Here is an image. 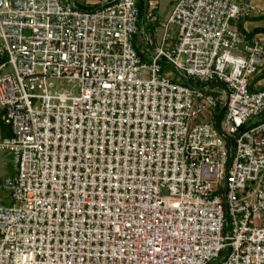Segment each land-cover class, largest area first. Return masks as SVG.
Listing matches in <instances>:
<instances>
[{
	"label": "built area",
	"instance_id": "2783aa9c",
	"mask_svg": "<svg viewBox=\"0 0 264 264\" xmlns=\"http://www.w3.org/2000/svg\"><path fill=\"white\" fill-rule=\"evenodd\" d=\"M256 12L176 0L153 47L136 0H0V264H264Z\"/></svg>",
	"mask_w": 264,
	"mask_h": 264
},
{
	"label": "crops",
	"instance_id": "0c3cea01",
	"mask_svg": "<svg viewBox=\"0 0 264 264\" xmlns=\"http://www.w3.org/2000/svg\"><path fill=\"white\" fill-rule=\"evenodd\" d=\"M107 1L108 0H74L76 4L83 6H93L99 4L103 5ZM146 1H147V12L144 17L143 23L140 24L141 32L143 34L152 36L153 47H154L161 43L163 29L160 27L159 22L163 21L164 19H160L159 12L155 10L156 5L153 2H150V0H146ZM175 1L176 0L170 2L168 10L164 12L165 17L171 12ZM237 1L251 4L257 9L256 13L236 23L238 30L244 34L246 33L249 34L253 30L259 29L260 32L255 34V36L259 38V40L262 43H264V0H237ZM160 29H162V31L159 33ZM170 30L174 32L175 28H171ZM134 46L142 57L146 56L143 50V43L141 42V36L135 37ZM0 197H3L1 193H0Z\"/></svg>",
	"mask_w": 264,
	"mask_h": 264
},
{
	"label": "trees",
	"instance_id": "16d2710c",
	"mask_svg": "<svg viewBox=\"0 0 264 264\" xmlns=\"http://www.w3.org/2000/svg\"><path fill=\"white\" fill-rule=\"evenodd\" d=\"M111 1L112 0H108L107 3L111 2ZM136 1H137V8H138V11H139V23L142 24L143 21H144V17L146 15V12H147V1L146 0H136ZM73 2H74V0H73ZM75 5L79 9L85 10V11H93V10H95V9H97V8L102 6L100 4L99 5H93V6H83V5H79V4H76V3H75ZM258 32H260V30L259 29H255L251 33H249V35L253 36V35L257 34ZM262 77H264V73H261L260 75L256 76V79L258 80V79H260ZM185 84H187V83H185ZM189 84H191V82H189ZM10 136H11L10 129L0 122V137H1V139L2 138H6V137H10Z\"/></svg>",
	"mask_w": 264,
	"mask_h": 264
},
{
	"label": "rangeland",
	"instance_id": "374dc122",
	"mask_svg": "<svg viewBox=\"0 0 264 264\" xmlns=\"http://www.w3.org/2000/svg\"><path fill=\"white\" fill-rule=\"evenodd\" d=\"M173 0H150L156 5V11L159 12L160 19H165L164 12L169 8L170 2ZM162 31L160 29L159 33ZM12 173V162L10 156L0 151V183Z\"/></svg>",
	"mask_w": 264,
	"mask_h": 264
}]
</instances>
